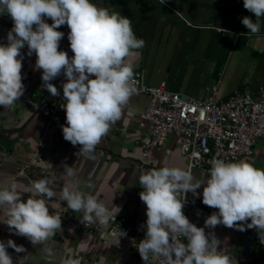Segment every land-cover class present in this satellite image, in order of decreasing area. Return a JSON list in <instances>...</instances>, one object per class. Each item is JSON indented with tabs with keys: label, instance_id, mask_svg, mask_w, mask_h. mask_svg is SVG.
<instances>
[{
	"label": "crops",
	"instance_id": "obj_1",
	"mask_svg": "<svg viewBox=\"0 0 264 264\" xmlns=\"http://www.w3.org/2000/svg\"><path fill=\"white\" fill-rule=\"evenodd\" d=\"M99 7L117 12L131 21L138 39L144 46L134 50L127 58L136 74L142 70L146 84L164 85L170 92L204 100L217 86V99L226 101L236 91L258 96L264 84V18L260 31L252 34L242 24V18L253 13L246 10L243 0H91ZM6 15V13H1ZM49 24L53 21L45 18ZM10 26L0 17V45L8 43ZM28 47L21 49L22 83L24 94L10 110L0 106V190L16 184L23 201L35 192L32 182L50 181L56 194L50 200L44 197L50 214L61 216V229L42 245H33L28 238L9 231L3 220L7 211L0 208V241L13 240L25 252L7 248L13 264H63L67 259H78L80 264H145L138 244L146 234V205L139 193V175L163 167L187 170V162L179 152L176 138L170 136L163 147L155 149L143 161L140 139L149 131L145 112L149 98L136 93L123 109L121 118L111 125L93 155L95 159L77 155L80 145L73 146L63 137L62 126H67L66 111L60 107L63 99L62 84L67 82L63 71L52 80L60 95L53 97L42 89V69L36 68L37 56L27 55ZM20 58V57H18ZM43 97L58 109L59 121H52L31 100ZM247 161L256 168H264V137L254 147ZM62 163L74 168L76 175L65 174ZM194 183L204 180L195 195L189 221L205 228L206 235L214 233L219 241L218 251L229 255L231 264H264V244L260 243L256 229L228 228L223 224L214 229L205 227V220L218 209L206 206L203 188L209 171L193 172ZM84 196H94L116 214L117 221L129 216L134 222L130 237H97L79 231L74 223L84 213L67 207L61 194L65 187ZM243 223V222H238ZM183 242L187 244V239ZM44 247L53 251L46 256ZM156 257L149 254L146 264H155Z\"/></svg>",
	"mask_w": 264,
	"mask_h": 264
},
{
	"label": "clouds",
	"instance_id": "obj_2",
	"mask_svg": "<svg viewBox=\"0 0 264 264\" xmlns=\"http://www.w3.org/2000/svg\"><path fill=\"white\" fill-rule=\"evenodd\" d=\"M163 2V0H161ZM246 10L256 17L255 22L245 16L242 24L255 34L260 31L264 18V0H243ZM0 13L8 14L13 27L8 32V43L0 45V106L10 110L24 94L22 83L21 49L28 47V56L36 54V68L42 69V87L53 97L59 96L50 81L61 75L63 99L60 107L66 111L67 126H62L63 137L73 146L80 145L77 155L95 159L96 147L117 122L132 95L137 93L133 65L127 58L134 50L144 46L138 39L131 21L117 12L99 7L91 0H0ZM49 18L53 23L45 21ZM67 24L68 40L74 55L69 58L59 49L64 33L57 29ZM20 57V58H18ZM94 77V78H90ZM69 177L76 175L73 167L62 163ZM210 178L203 188V203L218 212L205 220V227L223 224L244 231L256 229L260 243L264 244V168H256L247 161L225 162L214 159ZM191 168L163 167L139 175L143 191L139 193L146 205V234L137 246L143 261L149 254L163 257L165 264H231L229 255L218 251L219 241L214 233L206 235L205 228L191 223L182 209L180 194L192 192L204 183L196 181ZM50 181L32 182L35 192L26 202L17 191L16 184L0 190V208L7 211L9 231L29 239L35 245L44 244L61 229V216L50 214L47 202L56 194ZM74 212H83L86 224L107 226L116 214L94 196L70 191L66 186L60 197ZM243 222V223H238ZM126 235L125 232L121 236ZM181 237L187 239V244ZM25 252L13 240L0 241V264H13L7 248ZM51 258L53 251L44 247ZM63 264H80L78 259H67Z\"/></svg>",
	"mask_w": 264,
	"mask_h": 264
},
{
	"label": "built area",
	"instance_id": "obj_3",
	"mask_svg": "<svg viewBox=\"0 0 264 264\" xmlns=\"http://www.w3.org/2000/svg\"><path fill=\"white\" fill-rule=\"evenodd\" d=\"M0 17L11 30V17L1 13ZM57 30L64 33L58 50L66 51L71 58L74 53L68 40L70 29L65 24ZM134 80L137 93L149 98L145 112L149 131L140 139L143 161L155 149L163 147L170 136H174L179 152L187 162V170L190 167L192 174L195 171L208 172L214 159L238 162L251 157L256 143L264 137V84L258 96L236 91L226 101H220L216 96L217 86L212 88L208 98L201 100L170 92L164 85L146 84L142 70L134 74ZM29 105L38 107L52 121H59L58 109L48 97H43L38 103L31 100ZM180 198L184 199L182 211L189 219L193 207L190 192L181 193ZM74 225L77 230L97 237H130L134 232V222L129 216H122L107 226L100 225L98 221L86 224L83 218ZM122 232L126 235L121 236ZM155 257V264H165L163 257Z\"/></svg>",
	"mask_w": 264,
	"mask_h": 264
},
{
	"label": "bare ground",
	"instance_id": "obj_4",
	"mask_svg": "<svg viewBox=\"0 0 264 264\" xmlns=\"http://www.w3.org/2000/svg\"><path fill=\"white\" fill-rule=\"evenodd\" d=\"M160 149V148H159Z\"/></svg>",
	"mask_w": 264,
	"mask_h": 264
}]
</instances>
